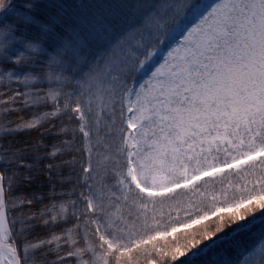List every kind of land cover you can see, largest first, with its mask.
Here are the masks:
<instances>
[{"label": "snow or ice", "instance_id": "snow-or-ice-1", "mask_svg": "<svg viewBox=\"0 0 264 264\" xmlns=\"http://www.w3.org/2000/svg\"><path fill=\"white\" fill-rule=\"evenodd\" d=\"M30 19L52 110L0 123V264H264V0Z\"/></svg>", "mask_w": 264, "mask_h": 264}, {"label": "trees", "instance_id": "trees-1", "mask_svg": "<svg viewBox=\"0 0 264 264\" xmlns=\"http://www.w3.org/2000/svg\"><path fill=\"white\" fill-rule=\"evenodd\" d=\"M20 3H22V0H15V11H20L22 10V7L20 6ZM11 17H9V14H12ZM3 18H6V20H13L14 19V12H7ZM35 32V26H20V29L18 30V35H23L25 38L30 39L31 35ZM21 49L20 51H22ZM49 51H53V49L50 47ZM16 53H12V56H16ZM3 65V71H13L14 76L16 77L19 75L20 77H23L24 75H29L32 65L25 64L22 66H17L14 63H11L8 60H3L0 61ZM36 65L38 66V71L40 73H44L49 71L50 69L48 68V61L45 57L41 56L36 58L35 61ZM32 86L34 91H40L42 89H46L48 85L46 83H42L39 85ZM18 85H13L12 90L10 91L8 89V92L6 94V88H4V84L1 82L0 83V121L2 123H6L8 121L13 122V126H15L16 123H21L23 120H29L32 118V113L34 111H51V102L49 101L48 105H38V106H31L30 100H28V104H19L22 102H17L15 103L13 100H11V94H17L18 92L15 91L16 87ZM55 86V85H53ZM69 91L72 90L71 87L68 88ZM33 91V92H34ZM21 92V91H20ZM24 96V95H23ZM21 96V97H23ZM19 99V98H18ZM16 99V100H18ZM28 99V97H27ZM30 135H35V133H31ZM25 138H27L25 136ZM138 264H146V260L143 257H140L138 259Z\"/></svg>", "mask_w": 264, "mask_h": 264}, {"label": "clouds", "instance_id": "clouds-1", "mask_svg": "<svg viewBox=\"0 0 264 264\" xmlns=\"http://www.w3.org/2000/svg\"><path fill=\"white\" fill-rule=\"evenodd\" d=\"M40 0H22V10L15 11L14 0H0V19L7 12H14V19L0 23V61L8 60L15 65L22 66L29 64L40 54L43 44L40 41L27 39L23 35H18L20 26L31 23V16L36 12ZM21 44L23 50L16 56L11 55V50L15 45ZM0 71L3 65L0 63ZM14 71V70H13ZM12 71H9L11 74Z\"/></svg>", "mask_w": 264, "mask_h": 264}, {"label": "rangeland", "instance_id": "rangeland-1", "mask_svg": "<svg viewBox=\"0 0 264 264\" xmlns=\"http://www.w3.org/2000/svg\"><path fill=\"white\" fill-rule=\"evenodd\" d=\"M20 6L22 7L21 4H20ZM11 15H13V13L9 14V17H11ZM5 21H8V20H6V18L0 19V23H4ZM21 49H23V46L21 44L15 45L14 48L11 50V55H12V53L18 54ZM22 78L23 77H20L19 75H17L15 77L14 74H13V71H12V75L11 76H9V71H0V83L2 82L4 84V88H6V90H5L6 94L8 92V89L10 91L12 90L11 88H12L13 85H15V84L18 85L16 87V89H15V91L18 92V93L17 94L16 93L15 94L14 93L11 94V100H13L15 103L22 102V103H19V104H23L24 105L25 104L24 101H26L28 99H27L26 96H23V93L34 91L33 88H32V86H34V85H33V83H31L29 85L23 84L21 82ZM21 96H23V97H21ZM16 99H18V100H16ZM0 123H2V121H0Z\"/></svg>", "mask_w": 264, "mask_h": 264}]
</instances>
